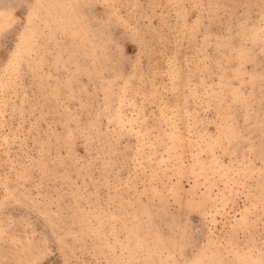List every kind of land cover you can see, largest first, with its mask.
<instances>
[{
	"label": "rangeland",
	"instance_id": "374dc122",
	"mask_svg": "<svg viewBox=\"0 0 264 264\" xmlns=\"http://www.w3.org/2000/svg\"><path fill=\"white\" fill-rule=\"evenodd\" d=\"M0 264H264V0H0Z\"/></svg>",
	"mask_w": 264,
	"mask_h": 264
}]
</instances>
